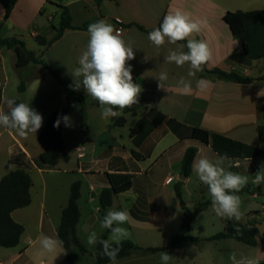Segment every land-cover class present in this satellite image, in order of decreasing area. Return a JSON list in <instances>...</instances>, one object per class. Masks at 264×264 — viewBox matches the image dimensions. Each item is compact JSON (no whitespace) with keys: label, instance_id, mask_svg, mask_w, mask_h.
Returning a JSON list of instances; mask_svg holds the SVG:
<instances>
[{"label":"crops","instance_id":"1","mask_svg":"<svg viewBox=\"0 0 264 264\" xmlns=\"http://www.w3.org/2000/svg\"><path fill=\"white\" fill-rule=\"evenodd\" d=\"M58 5L70 10L75 27L105 20L115 29L123 28V38L131 41L134 48L135 59L129 63L134 83L142 88L138 98L143 102L136 111L123 109L119 118L104 119L98 102L88 96L83 87L78 91L70 87L67 90L40 64L17 68L14 51L0 45V110L8 111L5 99L12 67L20 81L21 78L26 80V89L20 92L22 102L26 103L24 96L30 92L39 102L36 111H41L43 116L41 129L27 137L0 126V180L17 169H24L32 179L31 204L12 213L25 232L16 247H0V264H61L65 261L68 251L63 245L57 253L38 258V238H59L62 211L68 205L71 186L77 181L81 183L77 235L94 258L92 264H95L93 254L98 243L89 246L88 235L92 231L99 239L104 234L107 238L109 235L100 226L105 215L100 194L126 180L131 181V187L113 192L112 204L106 212L127 209L130 220L122 227L129 231L130 237L125 240L142 248L166 247L184 220L185 208H189L187 202L181 204L180 200L192 195L197 187L195 183L201 191H208L193 168L190 176L183 178L186 152L190 148L197 149L193 162L201 157L213 162L221 158L209 144L192 138V129L220 134L264 151V96L258 95L264 89V80L260 79L264 76V57L249 58L224 20L228 12L264 10V0H17L7 20L0 1V37L24 42L30 51L58 71L69 86L74 82L71 71L79 66L78 59L86 49L89 35L87 29H69L48 45L57 34L61 19ZM176 9L190 14L194 20L207 21V27L193 38L207 42L212 58L195 78L187 76V64L178 67L164 62L168 49H174L175 45L165 43L157 48L148 39V33L162 23L169 11ZM216 70L233 72L251 81L226 80L214 73ZM161 71L168 74L167 90L158 88L156 78ZM181 76L192 81V94L181 95L177 91ZM52 78L60 86V103L50 109L44 100L49 99ZM201 78L212 82L210 91L196 89V80ZM65 106L70 107L71 126L63 123V139L70 159L65 161L58 154L59 163L51 168L40 161L44 148L38 138L49 115ZM260 160L263 159L224 157L222 166L226 171L250 174L254 183ZM170 177L173 179L168 182ZM177 186H180L181 198L177 195ZM247 186L251 188L247 183L239 193L247 190ZM129 190L136 195L135 199L128 195ZM247 191H251L253 197L264 194L262 188ZM185 243L188 242L156 252L134 251L117 259L115 264H161L160 252L178 257H173L169 264H180L188 256L183 254L182 244ZM73 248L77 247L73 246L70 253ZM83 256H73L75 264L83 261ZM199 258L198 254V263Z\"/></svg>","mask_w":264,"mask_h":264},{"label":"clouds","instance_id":"2","mask_svg":"<svg viewBox=\"0 0 264 264\" xmlns=\"http://www.w3.org/2000/svg\"><path fill=\"white\" fill-rule=\"evenodd\" d=\"M207 27L206 20L192 19L190 14L176 9L169 11L163 18L159 27L148 33L149 41L157 48L165 43L175 45L169 48L164 57L165 63H174L178 67L187 64V76L195 78L198 72L203 71V66L212 58L209 45L204 40L193 38ZM89 40L86 49L78 59V67L71 71L74 78L69 87L73 91L84 88L87 95L96 100L101 109V117L104 119L119 118L125 108H130L139 103V95L142 88L134 83L132 65L129 61L135 59L134 48L131 41H126L122 33L105 20H99L88 25ZM187 41L186 44L178 43ZM187 51H184V49ZM147 59V57H145ZM158 88L167 90L168 74L161 71L156 78ZM177 91L181 95H190L193 92L192 81L181 76L176 84ZM213 87L207 79H197L196 89L200 92H208ZM264 96V89L259 93ZM8 111L0 110V126L14 131L20 137L28 134H36L43 125V116L27 103H17L15 99H5ZM71 126V117L58 116L54 127L59 128L61 123ZM224 157L215 162L206 157H201L193 162V171L201 183L208 187L211 197V207L219 217L240 221L241 199L239 193L248 183V176L236 172L226 171L223 165ZM254 183H264V165L261 171L255 174ZM128 195L132 199L136 195L129 190ZM130 214L127 209H109L104 215L100 226L108 230L107 239H99L95 231L90 232L87 244L101 246V254L115 264L120 251L121 242L130 237L129 231L122 227L129 222ZM39 249L36 252L38 258L57 253L62 248L63 241L56 237L41 236ZM58 256V255H57ZM56 256V257H57ZM161 264H169L173 256L168 252L159 253ZM233 264H257L254 258L242 257L236 259L235 253L230 255Z\"/></svg>","mask_w":264,"mask_h":264},{"label":"trees","instance_id":"3","mask_svg":"<svg viewBox=\"0 0 264 264\" xmlns=\"http://www.w3.org/2000/svg\"><path fill=\"white\" fill-rule=\"evenodd\" d=\"M5 7V20H7L17 3V0H0ZM100 2L101 0H97ZM61 10V19L56 28L57 34L48 42V45L53 44L60 39L64 32L69 29H88V26L75 27L73 25V18L70 10L66 6L58 5ZM224 20L230 26L234 36L242 43L247 55L253 60L264 57V10H256L251 12H228ZM161 24V23H160ZM159 24V25H160ZM159 27V26H158ZM186 44L187 41H181ZM0 45L12 49L16 55L17 68H25L30 64H40L44 66L49 73H51L57 82L69 90V86L58 71L50 68L36 53L30 51L24 42L18 39H2L0 37ZM226 80L236 82H249L251 79L241 77L235 73H226L219 70L214 71ZM264 80V76L260 78ZM19 91L22 93L26 89V80L21 78ZM2 91L0 88V99ZM139 99L138 104H134L130 108H125V112L136 111L142 104L143 100ZM17 103L22 102L16 99ZM82 102V99H81ZM69 106H65L60 110L54 111L47 118L44 127L42 128L38 141L43 146L44 151L40 155V161L54 168L59 163V156L61 154L63 160L69 161L70 157L65 150V143L63 139V122L59 128L54 127V123L58 116L68 115ZM191 137L199 139L206 144H209L212 149L221 157L235 158V159H258L264 160V151L258 146L249 145L240 141L233 140L220 134L210 133L206 130L194 128L191 131ZM197 149L190 148L184 157L182 171L186 177L192 173L193 160L196 156ZM31 186L32 179L27 171L24 169H17L10 171L0 180V247L12 248L16 247L25 232L22 224L16 222L13 217V211L25 208L31 204ZM131 187V181L126 180L122 185L111 189H105L100 194V202L104 214L113 201V192H120ZM176 192L181 198L180 186L176 187ZM81 197V183L79 181L73 183L71 186V193L68 205L62 211V220L58 228V236L63 241V247L68 251V256L61 264H75V261L70 253L73 246L79 248L83 254H89V250L80 241L77 235V225L80 220V209L78 201ZM211 205V198L199 203L194 210L185 208L184 220L171 239L170 243L163 248H142L136 246L133 242L125 240L121 242L120 251L116 258L121 259L129 256L134 251L142 253L156 252L176 247L178 244L184 242L198 243L199 238L191 236L190 231L193 221ZM108 232V230H107ZM259 229L255 226H248L240 223L234 219L225 220V230L206 240H221V239H235L243 242L249 246L256 247L259 238ZM100 239H107L104 234ZM95 257V264H109L111 261L107 256L101 254V246L97 245V249L93 254ZM257 264H264V261H257Z\"/></svg>","mask_w":264,"mask_h":264},{"label":"rangeland","instance_id":"4","mask_svg":"<svg viewBox=\"0 0 264 264\" xmlns=\"http://www.w3.org/2000/svg\"><path fill=\"white\" fill-rule=\"evenodd\" d=\"M10 68L6 98L15 100L20 99L22 101V96L18 90L20 83L18 74L16 71L12 70V67ZM35 74H37V72ZM52 81L49 99L44 100L50 109L60 103V86L53 78ZM24 97L26 103L29 104L30 107L39 110V102L37 103V101H35L34 96L30 92L25 94ZM38 113L41 114V111ZM260 163L257 172L261 171V166L264 165V161L260 160ZM246 176L249 177L248 184L251 186L250 189L257 191L258 188H262L264 191V183L260 185L254 184L252 183L251 175L248 174ZM195 184L197 187H194L196 190H192V195H185L183 199L180 200L181 204L182 202L184 204L187 202L189 208H186L189 210H194L195 206L199 203L211 198L209 191H201L202 188H199L197 183ZM250 189L249 186H247V190ZM247 190L236 193L241 199V212L243 213L241 220L238 222L248 226H255L259 229L260 233L257 246H249L235 239L207 241V238L225 230V220L228 219L217 216L210 205L193 221L190 235L200 240L198 244L193 242L182 244L184 249L183 254L185 252L188 256L183 259L184 261L182 260L180 264H193V260L196 262L195 264H233V261L230 259L232 253H235L237 260H240L242 257H249L254 258L256 261H264V194L261 193L259 197H253L252 193H250L251 191L248 192ZM71 253L72 257L74 256L75 258H79V255H85L83 256V261H79V264H92L94 261L91 255L83 254L78 248H73ZM198 254L200 263H198L199 261L197 262ZM173 257L178 258L175 255Z\"/></svg>","mask_w":264,"mask_h":264},{"label":"built area","instance_id":"5","mask_svg":"<svg viewBox=\"0 0 264 264\" xmlns=\"http://www.w3.org/2000/svg\"><path fill=\"white\" fill-rule=\"evenodd\" d=\"M117 30H119V31L122 33V31H123V28H121V27H120V28H118ZM172 179H173V178H172V177H170V178L168 179V182H171V181H172Z\"/></svg>","mask_w":264,"mask_h":264},{"label":"water","instance_id":"6","mask_svg":"<svg viewBox=\"0 0 264 264\" xmlns=\"http://www.w3.org/2000/svg\"><path fill=\"white\" fill-rule=\"evenodd\" d=\"M183 178L185 179V178H186V176H184ZM182 204H184V203L182 202Z\"/></svg>","mask_w":264,"mask_h":264}]
</instances>
